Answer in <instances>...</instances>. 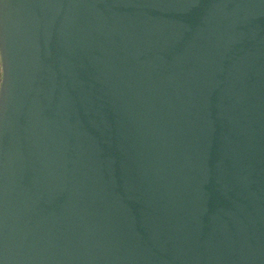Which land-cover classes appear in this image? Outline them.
I'll return each mask as SVG.
<instances>
[{
    "label": "water",
    "instance_id": "obj_1",
    "mask_svg": "<svg viewBox=\"0 0 264 264\" xmlns=\"http://www.w3.org/2000/svg\"><path fill=\"white\" fill-rule=\"evenodd\" d=\"M0 264H264V0H0Z\"/></svg>",
    "mask_w": 264,
    "mask_h": 264
},
{
    "label": "trees",
    "instance_id": "obj_2",
    "mask_svg": "<svg viewBox=\"0 0 264 264\" xmlns=\"http://www.w3.org/2000/svg\"><path fill=\"white\" fill-rule=\"evenodd\" d=\"M0 79H1V67H0Z\"/></svg>",
    "mask_w": 264,
    "mask_h": 264
}]
</instances>
